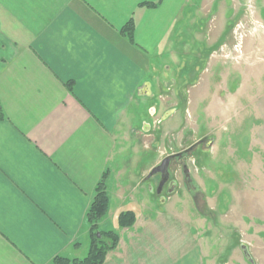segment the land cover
<instances>
[{
  "label": "crops",
  "instance_id": "1",
  "mask_svg": "<svg viewBox=\"0 0 264 264\" xmlns=\"http://www.w3.org/2000/svg\"><path fill=\"white\" fill-rule=\"evenodd\" d=\"M197 7L194 0H0V264L88 252L85 216L104 174L109 207L100 223L119 239L102 264H209L203 212H175L172 201L153 212L150 186L138 190L144 175L125 179L119 168L125 149L136 150L128 145L134 136L151 133L152 58L171 59ZM130 20L132 41L121 33ZM253 103L264 154V91ZM146 104L149 121L139 117ZM126 211L134 222L120 228Z\"/></svg>",
  "mask_w": 264,
  "mask_h": 264
},
{
  "label": "rangeland",
  "instance_id": "2",
  "mask_svg": "<svg viewBox=\"0 0 264 264\" xmlns=\"http://www.w3.org/2000/svg\"><path fill=\"white\" fill-rule=\"evenodd\" d=\"M194 1L199 9L178 37L182 45L171 59L152 58L151 133L134 136L128 145L136 150L125 149L119 168L125 179L146 178L163 158L183 154L169 163L160 194L158 174L141 183L138 190L151 188L153 212L167 201L175 212H203L209 264H260L264 154L254 140L260 121L253 102L264 91V0ZM233 42L235 51L218 52ZM147 108L139 117L149 121Z\"/></svg>",
  "mask_w": 264,
  "mask_h": 264
},
{
  "label": "trees",
  "instance_id": "3",
  "mask_svg": "<svg viewBox=\"0 0 264 264\" xmlns=\"http://www.w3.org/2000/svg\"><path fill=\"white\" fill-rule=\"evenodd\" d=\"M157 4L147 5L154 8ZM121 33L130 41L133 39L134 23L128 21L121 29ZM68 90L71 92V85ZM105 174L97 183L93 199L86 212V222L89 226V249L83 258L68 259L61 256L55 257L50 264H102L107 253L113 251L118 244V234L113 230H99L100 221L106 216L109 207V197L104 182ZM134 222V214L131 211L118 215L117 223L120 228L130 227Z\"/></svg>",
  "mask_w": 264,
  "mask_h": 264
},
{
  "label": "water",
  "instance_id": "4",
  "mask_svg": "<svg viewBox=\"0 0 264 264\" xmlns=\"http://www.w3.org/2000/svg\"><path fill=\"white\" fill-rule=\"evenodd\" d=\"M177 156H180V154ZM171 157L172 156L165 157L160 162V164H158L157 166L152 168L144 180V181H147L150 177H152L156 174H160V180H159V183H158L157 189H156L157 194H160L162 187L165 185V183L168 180V166H169V162H170Z\"/></svg>",
  "mask_w": 264,
  "mask_h": 264
},
{
  "label": "flooded vegetation",
  "instance_id": "5",
  "mask_svg": "<svg viewBox=\"0 0 264 264\" xmlns=\"http://www.w3.org/2000/svg\"><path fill=\"white\" fill-rule=\"evenodd\" d=\"M233 39H234V41H235V38H233ZM223 47H224V48H223ZM234 47H235V43H234V42H233L232 44H225V43H224L222 46L219 47L218 52H219L220 54H221V53H224V52H228V53H230V52H232V49H233ZM233 50H234V49H233ZM234 51H235V50H234ZM221 55H222V54H221ZM177 155H178V154H177ZM177 155L174 156V157H171V158H170V162H171L172 160H183V157H184L183 154H181L180 156H177ZM163 159H164V158H163ZM163 159H162V160H163ZM162 160H161V161H162ZM161 161H160V162H161ZM160 162H159V164H160ZM170 162H169V163H170ZM157 165H158V164H157ZM157 165H156V166H157ZM168 167H169V166H168ZM151 169H152V168H151ZM150 171H151V170H150ZM184 174H185V173H184ZM184 174H183V175H184ZM158 175L160 176V174H158ZM165 185H166V183H165ZM165 185H164V186H165ZM164 186H163V187H164ZM164 189H165V188H163L162 190H164Z\"/></svg>",
  "mask_w": 264,
  "mask_h": 264
}]
</instances>
